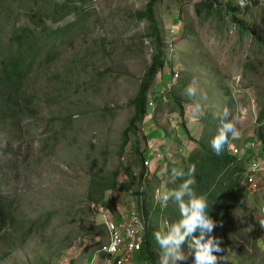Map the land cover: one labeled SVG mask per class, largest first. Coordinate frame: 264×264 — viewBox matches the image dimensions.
<instances>
[{
  "label": "rangeland",
  "instance_id": "obj_1",
  "mask_svg": "<svg viewBox=\"0 0 264 264\" xmlns=\"http://www.w3.org/2000/svg\"><path fill=\"white\" fill-rule=\"evenodd\" d=\"M150 1L87 0L84 24L60 44L53 65L39 67L26 83V103L30 97L33 105L16 123L0 125V191L13 204L16 222L33 223L36 231L24 246L4 236L18 237L17 224L0 231V264H87L108 243L105 223L112 213L136 211L137 145L143 161L147 144L164 151L149 185L168 189L174 184L161 170L196 148L192 140L201 139L207 115L228 110L240 133L228 151L256 137L264 109V0H210L224 11L208 20L205 0H162L155 18L167 64L152 82L148 98L154 105L145 120L154 121L158 136L144 122L123 147L134 116L130 103L156 55L149 22L137 18ZM228 7L238 10L233 16L248 31L244 37ZM189 86L195 95H188ZM172 94L181 100L184 118L171 111ZM114 179L105 200L90 201V192L97 196L99 186ZM242 195L244 207L234 206L223 228L219 212L209 213L217 225L211 235L221 241L217 264H264V188ZM182 251L187 259L180 264H194L187 242ZM155 254L159 259L158 247Z\"/></svg>",
  "mask_w": 264,
  "mask_h": 264
},
{
  "label": "trees",
  "instance_id": "obj_2",
  "mask_svg": "<svg viewBox=\"0 0 264 264\" xmlns=\"http://www.w3.org/2000/svg\"><path fill=\"white\" fill-rule=\"evenodd\" d=\"M62 1V0H61ZM0 0V36L7 33V37H0V125L14 124L20 116L33 105V100L28 97L26 103V83L35 75L37 69L42 66H52L59 55V46L63 41L76 31L80 25L84 24L85 11L83 10L87 0ZM162 0H151L145 12L138 14L139 20H147L150 24L148 37L152 39L155 46L156 55L153 64L142 81L140 92L130 105L134 108V116L130 121L128 129L124 133L125 147L129 141L130 134H138V125L143 124L149 114L150 88L155 77L166 67L164 48L161 39L160 29L155 18V8ZM206 11V20L218 13L222 14L224 8L216 7L205 0L202 5ZM254 8H257L256 6ZM227 9L232 12V22L242 37L248 34L245 28L237 24L233 14L238 10L231 7ZM254 9H249V14ZM201 12V10H199ZM255 11V10H254ZM229 14V13H228ZM70 16H76V22L68 27H58ZM176 103V108L172 112H179L182 118L185 117V109L181 100L175 95H171ZM264 109L258 117L259 129L256 137L260 142H264ZM220 120L215 115H207L203 125L201 139L192 140L196 148L182 159L180 162L165 163L166 168L176 167L183 169L187 176L188 170L195 168L192 178L195 180V191L197 195L206 197L209 206H212L209 213L219 212L221 228L225 226L226 216L234 206L244 207L242 195V181L244 170L237 164L236 158L230 155L227 144L221 154L217 155L210 147L211 139L216 135ZM188 139H192L186 127H184ZM137 143H139L137 141ZM137 159L139 167V189L136 194L137 207L142 209L146 218H150L151 225L147 226L143 237V248L139 256L146 264H158L155 250L158 245L155 242L154 234L158 231L160 212L152 209V193L158 187H151L149 181L144 182L145 168L143 166V154L140 153L137 145ZM114 179L107 186H99V194L94 196L90 192L89 199L94 203L102 202L106 199L105 192L114 189L116 186ZM173 186L168 184V190L174 189L182 180L176 181ZM12 203L0 191V231L10 232L16 224L18 226L16 237L14 233H5L6 238H10L15 245L20 243L24 246L31 236L36 232L33 223H18L17 218L12 214ZM208 213V214H209ZM164 216L169 222L180 219L179 209L174 202H170L169 208L164 212ZM51 217H48L50 221ZM37 228H42L39 225ZM199 233L197 232L196 235ZM186 243V242H185Z\"/></svg>",
  "mask_w": 264,
  "mask_h": 264
},
{
  "label": "clouds",
  "instance_id": "obj_3",
  "mask_svg": "<svg viewBox=\"0 0 264 264\" xmlns=\"http://www.w3.org/2000/svg\"><path fill=\"white\" fill-rule=\"evenodd\" d=\"M196 89L189 86L187 93L189 96L195 95ZM199 110V105L197 106ZM229 112L224 110L218 116L220 124L216 135L210 141L211 149L217 154H221L224 146L230 139H237L239 131L233 121L228 119ZM162 174L169 175V182L175 184L182 180L174 189L157 190L155 200L161 207H166L169 201L174 202L180 214V219L175 222H165L164 230L157 231L154 239L158 245V264H180L187 259L182 251L185 242L188 243L190 252H194V264H217V253L222 251L221 241L212 236L211 233L217 227L213 219L209 217V204L203 195H197L195 191V180L192 178L195 168L188 170L189 178L183 179L186 173L183 169L176 167L164 168ZM264 225V221L260 222ZM199 233L196 235V233Z\"/></svg>",
  "mask_w": 264,
  "mask_h": 264
},
{
  "label": "built area",
  "instance_id": "obj_4",
  "mask_svg": "<svg viewBox=\"0 0 264 264\" xmlns=\"http://www.w3.org/2000/svg\"><path fill=\"white\" fill-rule=\"evenodd\" d=\"M174 77L178 79L179 75L176 74ZM167 89L170 90L171 87L168 86ZM153 105V99L149 98V109H152ZM147 146L148 150L144 158V182L151 179L154 170L158 167L157 165L163 163L165 159L164 152L161 153L158 149L152 148L151 144H147ZM229 153L236 158L237 164L244 170L242 191L248 192L250 195L261 192L264 188V142H260L255 137L238 146L231 147ZM157 190L165 189L158 187L152 193V209L154 212H160L158 225L163 227L165 222H169L164 216V212L169 208L170 201L166 207H161L155 200ZM260 214L264 220V202L260 207ZM150 225V218L144 216L142 209L137 207V202L136 211L130 212L126 217L114 220L108 218L105 223L108 243L100 250V254L103 256V264H146L141 261L139 256L143 248L145 229ZM95 259L89 264H97Z\"/></svg>",
  "mask_w": 264,
  "mask_h": 264
},
{
  "label": "crops",
  "instance_id": "obj_5",
  "mask_svg": "<svg viewBox=\"0 0 264 264\" xmlns=\"http://www.w3.org/2000/svg\"><path fill=\"white\" fill-rule=\"evenodd\" d=\"M145 124H146V129L148 128V129H151L150 130V132L149 133H151L153 136L154 135H157V130L159 131V128L158 127H156L155 126V123H154V121H152V120H148L147 121V123L145 122ZM153 127H155L154 129H153ZM157 129V130H156ZM155 130V131H154ZM158 136V135H157ZM157 142V140H154V143L155 144H157L156 143ZM160 142V141H159ZM155 144H154V146H155ZM157 146V145H156ZM164 152V151H163ZM182 152H183V149H182ZM133 193V192H132ZM130 213V212H129ZM119 215H120V212H115V213H112V216L110 217L111 219H119L120 217H119ZM96 258V259H95ZM93 259H95L96 261H97V264H103V256L100 254V252L99 253H97V254H93L92 255V257H91V260L87 263V264H89Z\"/></svg>",
  "mask_w": 264,
  "mask_h": 264
}]
</instances>
